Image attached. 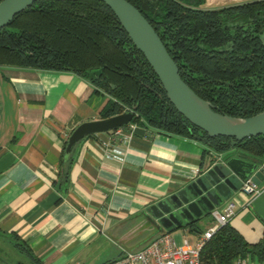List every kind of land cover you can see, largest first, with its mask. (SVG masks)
<instances>
[{
	"label": "crops",
	"instance_id": "1",
	"mask_svg": "<svg viewBox=\"0 0 264 264\" xmlns=\"http://www.w3.org/2000/svg\"><path fill=\"white\" fill-rule=\"evenodd\" d=\"M241 1L204 0L200 6ZM93 88L72 70L0 64V231L15 232L25 241L33 256L29 264H96L108 250L97 262L105 264L123 250L141 248L161 232L142 213L145 206L210 159L234 153L253 157L235 146L204 151L205 144L194 136L136 122H127L118 133L86 134L64 157L71 129L99 118L108 98ZM62 154L71 162L64 163L66 181L58 173ZM229 199L235 214L228 222L249 241L258 240L264 222L242 193ZM203 217L169 233L181 228V240L192 242L209 225L210 217L205 223Z\"/></svg>",
	"mask_w": 264,
	"mask_h": 264
},
{
	"label": "trees",
	"instance_id": "2",
	"mask_svg": "<svg viewBox=\"0 0 264 264\" xmlns=\"http://www.w3.org/2000/svg\"><path fill=\"white\" fill-rule=\"evenodd\" d=\"M128 1L165 43L179 76L215 111L249 116L264 108V0H242L219 8H203L204 0ZM11 18L0 27V64L72 70L86 77L94 91L108 95L100 117L135 109L130 122L185 136H206L204 151L235 146L239 152L264 159V133L247 135L232 146L228 136H208L184 118L104 1L34 0ZM63 155L58 173L66 181L71 162ZM0 234L33 257L15 232ZM261 235L249 241L238 228L223 222L201 245V264H231L238 255L262 262L264 230Z\"/></svg>",
	"mask_w": 264,
	"mask_h": 264
},
{
	"label": "water",
	"instance_id": "3",
	"mask_svg": "<svg viewBox=\"0 0 264 264\" xmlns=\"http://www.w3.org/2000/svg\"><path fill=\"white\" fill-rule=\"evenodd\" d=\"M33 1L0 0V27L8 24L16 11L23 10ZM101 1L109 5L116 14L127 36L144 54L149 66H152L167 99L184 118L208 136H228L232 146L235 140L247 135L264 133V108L249 116H233L215 111L209 101L201 98L179 76V67L167 52L165 43L136 5L128 0ZM134 111L135 109L126 108L119 113L81 121L67 135L64 157L69 154L74 142L88 134L126 125ZM193 136L203 143L207 138L201 135ZM208 162L204 167L198 168V172L191 178L180 182L177 187L143 208L142 213L156 231H170L209 215L211 208L222 204L233 193L239 192L243 181L248 177L261 187L260 192L248 204L264 222V159L256 156L249 159L234 153L224 159H210Z\"/></svg>",
	"mask_w": 264,
	"mask_h": 264
},
{
	"label": "built area",
	"instance_id": "4",
	"mask_svg": "<svg viewBox=\"0 0 264 264\" xmlns=\"http://www.w3.org/2000/svg\"><path fill=\"white\" fill-rule=\"evenodd\" d=\"M115 133L120 131L119 127L113 128ZM198 168L194 167L195 172ZM261 187L249 177L243 181L239 192L246 198V204L260 192ZM234 201L227 199L222 204L210 209L209 225L197 234L194 241H189L182 237V241L178 243L175 238L166 231L157 233L150 242L138 249L123 250L121 256L110 260L105 264H201L200 247L210 238V235L219 228L223 222H227L231 216H234ZM231 264H264L262 262H254L247 256L234 257Z\"/></svg>",
	"mask_w": 264,
	"mask_h": 264
},
{
	"label": "rangeland",
	"instance_id": "5",
	"mask_svg": "<svg viewBox=\"0 0 264 264\" xmlns=\"http://www.w3.org/2000/svg\"><path fill=\"white\" fill-rule=\"evenodd\" d=\"M209 217H210L209 215L203 217L202 222L208 221ZM179 232H181V228H178V229L172 231V235H173V237H175V239H176V241H178V243H180L182 241L181 238L179 237ZM107 253H109L108 250L106 252L104 251V253L100 254L101 255L100 257L105 258ZM104 258H100L99 260H97V262L101 261ZM31 262H32V260L26 254L25 249L23 250L18 245L13 244L10 241L8 236L0 234V264H29ZM97 262H96V264H97Z\"/></svg>",
	"mask_w": 264,
	"mask_h": 264
}]
</instances>
